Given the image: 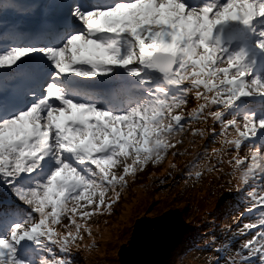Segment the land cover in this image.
Instances as JSON below:
<instances>
[{"label":"snow or ice","instance_id":"obj_1","mask_svg":"<svg viewBox=\"0 0 264 264\" xmlns=\"http://www.w3.org/2000/svg\"><path fill=\"white\" fill-rule=\"evenodd\" d=\"M196 138L219 147L194 181L231 177L208 264H264V0H0V264H74ZM168 220L146 204L127 231Z\"/></svg>","mask_w":264,"mask_h":264},{"label":"rangeland","instance_id":"obj_2","mask_svg":"<svg viewBox=\"0 0 264 264\" xmlns=\"http://www.w3.org/2000/svg\"><path fill=\"white\" fill-rule=\"evenodd\" d=\"M194 106L193 102L190 107ZM198 127L205 126L198 125ZM188 139L192 138L187 137L186 140ZM206 144L209 151L211 147H219V144H210L207 139L196 138L194 146H189L187 142L184 145L185 148H190L189 155L175 159L178 169H169L166 161L160 167L149 166L135 182H130L123 198L114 208V214L96 217L92 223L96 247L91 251L83 250V246L80 250H73L74 264H121L117 250L128 241L131 232L127 229L136 218L137 210L142 209L146 204L156 206L160 212L181 208L183 210L181 214L188 222L182 241L175 246L170 259L166 260L165 264H180L181 260L188 264L190 259H196L195 264H208V258L213 253L205 248L203 238L213 231L218 233L225 224H230L232 221L219 217L217 213L220 196L218 189L231 177L225 174L222 178H217L205 174L202 181H194L196 169L191 168L190 165L197 154H200L199 162L206 163L203 158ZM171 159L170 156L169 160ZM173 171L176 172L174 176ZM190 171L193 173V179L189 178ZM224 171L227 173L230 169L225 167ZM139 215L142 216L143 212L141 211ZM92 242L88 238L85 239L87 244Z\"/></svg>","mask_w":264,"mask_h":264},{"label":"water","instance_id":"obj_3","mask_svg":"<svg viewBox=\"0 0 264 264\" xmlns=\"http://www.w3.org/2000/svg\"><path fill=\"white\" fill-rule=\"evenodd\" d=\"M164 214L169 217L168 230L158 235L153 226L150 233L146 229L145 232L137 235L135 241L132 240L131 232L128 244L125 242L118 252L121 264H164L170 258L175 246L182 241L186 224L181 212L175 208ZM152 217L153 215L148 219Z\"/></svg>","mask_w":264,"mask_h":264},{"label":"bare ground","instance_id":"obj_4","mask_svg":"<svg viewBox=\"0 0 264 264\" xmlns=\"http://www.w3.org/2000/svg\"><path fill=\"white\" fill-rule=\"evenodd\" d=\"M148 197V196H147ZM125 206V205H124ZM127 206H128V204H127ZM126 206V207H127ZM119 219H121V218H119ZM213 255V254H212ZM119 258V261H120V257H118ZM195 261H196V259H190V261L188 262V264H195ZM120 263H121V261H120ZM165 264V263H164Z\"/></svg>","mask_w":264,"mask_h":264},{"label":"trees","instance_id":"obj_5","mask_svg":"<svg viewBox=\"0 0 264 264\" xmlns=\"http://www.w3.org/2000/svg\"><path fill=\"white\" fill-rule=\"evenodd\" d=\"M178 209H180V212L182 211L183 212V210L181 209V208H178ZM211 212H213V210L211 211ZM198 213V212H197ZM210 213V212H209ZM187 221V220H186ZM188 223V222H187Z\"/></svg>","mask_w":264,"mask_h":264}]
</instances>
